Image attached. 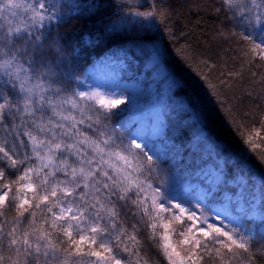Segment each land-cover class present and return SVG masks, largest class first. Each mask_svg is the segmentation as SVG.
Returning <instances> with one entry per match:
<instances>
[{"label":"snow or ice","instance_id":"obj_1","mask_svg":"<svg viewBox=\"0 0 264 264\" xmlns=\"http://www.w3.org/2000/svg\"><path fill=\"white\" fill-rule=\"evenodd\" d=\"M219 10L241 29L230 38L264 61V0ZM85 14L94 30L60 36ZM166 18L130 0H0V264H151L142 230L158 241L157 264L264 262V136L233 121V150L205 134L200 98L167 70L154 37L127 35ZM101 44L108 54L80 68L81 52ZM193 115L212 167L181 141Z\"/></svg>","mask_w":264,"mask_h":264},{"label":"trees","instance_id":"obj_2","mask_svg":"<svg viewBox=\"0 0 264 264\" xmlns=\"http://www.w3.org/2000/svg\"><path fill=\"white\" fill-rule=\"evenodd\" d=\"M63 2L71 7L73 3L91 2V0H63ZM123 2L125 0H116V5L119 6ZM189 2L195 3V7L186 9L190 6ZM130 3L133 7H139L141 11L153 3L165 11L171 6V3L165 0H130ZM172 4L177 5L178 14L172 18L173 20L171 19V26H164L163 20L158 22V27H152L147 33L143 30L132 32L129 27L127 35L133 38L154 37L163 61L171 73L181 80L189 95H197L200 98L197 107L201 121L208 124L206 131L211 132L213 140L221 147L225 142L233 150L241 147L233 121L243 125L246 132L255 128L259 129L264 136V128L260 125V113L264 112V61L247 54V45L242 43L239 36L230 38L231 33L239 32L241 29L235 21L230 20L231 14L219 10L221 0H187L182 5L177 2ZM126 12L127 9H124V13ZM70 16L76 17L77 13L72 11ZM91 30H94L93 24L85 14L78 18H71L70 22L58 29V32L64 39L75 42L81 33L86 35ZM214 41H217V44L213 45ZM115 49L116 45H112V50L115 51ZM180 51L186 53L185 57L179 56ZM107 54L108 50L103 44L96 48H89L81 52L78 66L89 68L91 65L86 62L96 63ZM199 57L207 60L208 63H202L204 60H200ZM201 73L208 76L214 88L208 87ZM221 81H227L231 86L224 87ZM217 91L221 92L219 96L215 95ZM177 95L185 100L183 94ZM197 125L201 124L196 123V120L186 123V135L181 137L183 143L191 138L193 128ZM251 159L254 171H259L258 157L254 154ZM6 215L11 218L14 212L8 211ZM142 232L141 239L149 249L151 264H157L162 261L155 247L158 241L149 240L146 230ZM262 246L264 243L255 245L256 248ZM178 251H181L182 255L186 254L182 248L178 247ZM257 264H264V262L258 260Z\"/></svg>","mask_w":264,"mask_h":264},{"label":"rangeland","instance_id":"obj_3","mask_svg":"<svg viewBox=\"0 0 264 264\" xmlns=\"http://www.w3.org/2000/svg\"><path fill=\"white\" fill-rule=\"evenodd\" d=\"M189 1V0H188ZM165 2L167 3H171V6L168 7V10L166 11L167 13V20H164V26H171V22H172V18L178 14V10L176 9L177 5L172 4L173 2H177L179 5H182V3H186L187 0H165ZM190 3V2H189ZM189 7H186V9H191L192 7H195V3H190ZM180 10V9H179ZM182 11V9H181ZM170 18V20L168 21V19ZM172 19V20H171ZM217 44V41L213 42V45ZM188 52H190L189 50H187ZM183 56L185 57L186 53H184L183 51L179 52V56ZM200 60H204L202 57H199ZM163 60V57H162ZM165 67L167 68V70L169 72H171L169 70V67L165 64ZM90 68V67H89ZM175 99V103L176 105H179L182 101H184V99H182L181 97H179L178 95H176L174 97ZM186 123L189 122H194L196 120V117L193 115L191 117H185L184 118ZM201 125H197L195 126V128H193V133L191 134V138L184 142V144L186 146H188L195 154L192 156V159L199 165L202 166H206V167H212L215 163V153L213 150V147L211 144H207V143H202L200 141V137H199V129H200ZM198 129V130H196ZM205 134H207V131L205 130ZM198 146V147H196ZM191 159V158H189ZM187 160V157H186Z\"/></svg>","mask_w":264,"mask_h":264}]
</instances>
